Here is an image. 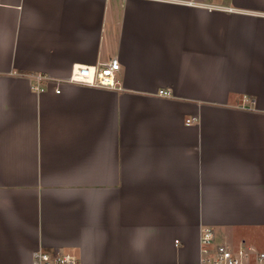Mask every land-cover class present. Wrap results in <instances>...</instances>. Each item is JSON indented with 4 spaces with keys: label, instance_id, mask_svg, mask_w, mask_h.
I'll return each mask as SVG.
<instances>
[{
    "label": "crops",
    "instance_id": "obj_1",
    "mask_svg": "<svg viewBox=\"0 0 264 264\" xmlns=\"http://www.w3.org/2000/svg\"><path fill=\"white\" fill-rule=\"evenodd\" d=\"M205 227L264 251V0H0V264H198Z\"/></svg>",
    "mask_w": 264,
    "mask_h": 264
},
{
    "label": "built area",
    "instance_id": "obj_2",
    "mask_svg": "<svg viewBox=\"0 0 264 264\" xmlns=\"http://www.w3.org/2000/svg\"><path fill=\"white\" fill-rule=\"evenodd\" d=\"M120 63L117 57H110L106 61L98 62L95 65L75 64L66 79H53L46 73L36 72L30 76L34 80L31 87L35 91H43L50 84H55V93H60V85L63 82H79L89 85L115 87L117 81L115 75L119 71ZM160 96L171 95L170 88L159 89ZM195 117L186 119L187 123ZM201 256L198 264H264V251L257 250L251 245L240 244L232 248L225 241H215L213 231L209 227L202 230L200 237ZM35 261L39 264H77L78 259L73 253L49 254L38 251L34 253Z\"/></svg>",
    "mask_w": 264,
    "mask_h": 264
},
{
    "label": "rangeland",
    "instance_id": "obj_3",
    "mask_svg": "<svg viewBox=\"0 0 264 264\" xmlns=\"http://www.w3.org/2000/svg\"><path fill=\"white\" fill-rule=\"evenodd\" d=\"M230 244H231V243H230ZM245 245H247V244H245ZM231 246H232V248H237V247H238V245H234V244H232ZM255 249L258 250V248H255ZM36 252H38V251H35V253H36ZM35 264H38V263L35 261Z\"/></svg>",
    "mask_w": 264,
    "mask_h": 264
}]
</instances>
